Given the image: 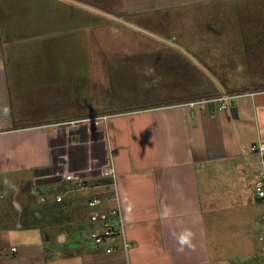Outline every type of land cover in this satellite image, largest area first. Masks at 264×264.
<instances>
[{
  "label": "crops",
  "instance_id": "0c3cea01",
  "mask_svg": "<svg viewBox=\"0 0 264 264\" xmlns=\"http://www.w3.org/2000/svg\"><path fill=\"white\" fill-rule=\"evenodd\" d=\"M253 1L0 0V193L24 178L73 187L55 196L65 205L43 196L39 210L0 197V264H264L251 151L264 143V88L211 86L192 41L143 47L127 28L179 6L259 10ZM120 40L129 47L110 49ZM134 71L126 93L119 74ZM237 94L230 110L190 105ZM113 191L133 246L119 237L108 252L89 218L116 204L88 202Z\"/></svg>",
  "mask_w": 264,
  "mask_h": 264
},
{
  "label": "rangeland",
  "instance_id": "374dc122",
  "mask_svg": "<svg viewBox=\"0 0 264 264\" xmlns=\"http://www.w3.org/2000/svg\"><path fill=\"white\" fill-rule=\"evenodd\" d=\"M249 3L251 5L258 3L259 10H254L253 7H242L241 3L236 2H231L232 5L217 2L190 7L179 6V8L153 12L149 21L144 23L134 21V24L128 23L127 28L137 30L133 32L143 36L149 33L154 34L153 37L142 36V39L137 35L136 38L140 39L136 40L143 47L153 43L150 39L164 46H172L175 40L179 45H184L181 40L185 43L192 41L193 43L189 45L198 48L192 49L190 53L202 64L211 86L235 85L237 88L240 87V90L261 89L264 88V0ZM248 9L250 10L247 11ZM249 25L251 30L246 31L247 35L240 33L243 31L235 30V28ZM247 36L249 40L244 38ZM128 47L122 45L120 40L119 46L110 49L114 51ZM104 54L107 55L106 52ZM134 73L136 72L119 74H122L119 83V86L123 88L122 91L127 93L128 88L137 87L136 77L132 76ZM251 78L253 81L250 82ZM225 81L231 83L228 84ZM129 94L132 95L133 92L130 91ZM194 100L197 101V98ZM31 182L30 178H24L20 184L15 182L13 186L17 187V192L5 189L0 193V197L15 207H22V204L25 208L28 206L32 210H39L41 204L37 203L43 196L51 198L58 207L65 205L66 199L58 203L55 196L73 188L72 186H54L51 180L48 182L47 178L41 177ZM30 184H33L34 188ZM85 212L90 214L92 211L88 208ZM85 232L86 227H83L82 233Z\"/></svg>",
  "mask_w": 264,
  "mask_h": 264
},
{
  "label": "built area",
  "instance_id": "2783aa9c",
  "mask_svg": "<svg viewBox=\"0 0 264 264\" xmlns=\"http://www.w3.org/2000/svg\"><path fill=\"white\" fill-rule=\"evenodd\" d=\"M238 97L237 95H224V96H212L211 98H200L190 102L191 107L197 104H212L218 103L220 108L223 110H230L229 101ZM251 151L257 152L261 156V166H260V177L256 182V194L259 198L264 200V143L259 142L254 144ZM79 187L82 189H87L89 184L86 181H80ZM61 196L58 197L60 201ZM89 205L94 208H99V206L107 203H115L116 206L111 208H103L99 211L91 214L90 222L93 223L92 229L89 231L88 236L95 245L106 246L108 252H113L118 246L115 243L116 238H121L126 249L133 246L132 241L126 238V221H124L123 210L121 203L119 202V196L117 192L113 191L111 196H99L89 199ZM264 218V217H263ZM260 240L264 243V234H261Z\"/></svg>",
  "mask_w": 264,
  "mask_h": 264
},
{
  "label": "clouds",
  "instance_id": "9594fccd",
  "mask_svg": "<svg viewBox=\"0 0 264 264\" xmlns=\"http://www.w3.org/2000/svg\"><path fill=\"white\" fill-rule=\"evenodd\" d=\"M191 237V233L190 232H186L184 234H182L179 238V242L183 245V244H188L189 240Z\"/></svg>",
  "mask_w": 264,
  "mask_h": 264
},
{
  "label": "trees",
  "instance_id": "16d2710c",
  "mask_svg": "<svg viewBox=\"0 0 264 264\" xmlns=\"http://www.w3.org/2000/svg\"><path fill=\"white\" fill-rule=\"evenodd\" d=\"M230 108H231V106H230Z\"/></svg>",
  "mask_w": 264,
  "mask_h": 264
}]
</instances>
